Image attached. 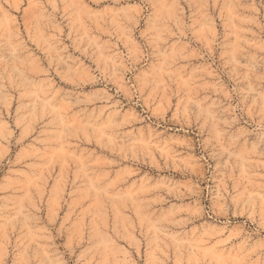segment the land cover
Returning a JSON list of instances; mask_svg holds the SVG:
<instances>
[{
	"label": "rangeland",
	"instance_id": "374dc122",
	"mask_svg": "<svg viewBox=\"0 0 264 264\" xmlns=\"http://www.w3.org/2000/svg\"><path fill=\"white\" fill-rule=\"evenodd\" d=\"M264 0L0 7L6 264H264Z\"/></svg>",
	"mask_w": 264,
	"mask_h": 264
},
{
	"label": "clouds",
	"instance_id": "9594fccd",
	"mask_svg": "<svg viewBox=\"0 0 264 264\" xmlns=\"http://www.w3.org/2000/svg\"><path fill=\"white\" fill-rule=\"evenodd\" d=\"M6 2H7V0H0V7H2L3 4L6 3ZM262 107H264V105H262ZM0 264H6L4 259L0 258Z\"/></svg>",
	"mask_w": 264,
	"mask_h": 264
}]
</instances>
